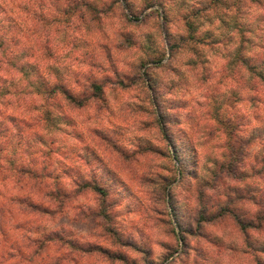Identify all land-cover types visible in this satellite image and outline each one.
I'll use <instances>...</instances> for the list:
<instances>
[{
	"label": "rangeland",
	"instance_id": "374dc122",
	"mask_svg": "<svg viewBox=\"0 0 264 264\" xmlns=\"http://www.w3.org/2000/svg\"><path fill=\"white\" fill-rule=\"evenodd\" d=\"M8 1L15 8L25 0H0V15L9 12ZM124 1L99 0L98 19L91 22L86 14L76 21L73 15L65 34L54 32V27L47 30L54 34V61L57 68L63 65L71 90L81 94L95 79L103 84L99 99L82 109L64 108L68 126L62 127L61 147L54 143L59 151L53 155L50 148L45 150L48 170L67 171L69 192L77 176L107 192L102 203L85 191L56 220L64 222L72 240L97 245L113 257L107 261L97 253L78 264H264V229L247 227L244 234L237 223L256 221L255 203L260 201L252 197L264 188V167L258 170L264 147V91L233 58L234 21L243 26L249 21L264 38V8L222 0L234 10L233 20L227 16L222 24L211 25V12L196 13L211 7L209 0H155L148 9H143L147 0ZM41 27L34 35L38 44L46 39ZM64 42L67 53L60 54ZM100 42L104 50L97 48ZM253 54L250 62L264 72V54L259 58L258 48ZM97 60L102 69H90ZM147 77L170 139L152 114ZM252 86L255 89H249ZM0 112L1 138L8 156L14 157L0 163L2 204L13 195L7 189L23 146L30 147L26 157L39 162L36 135L43 134L49 143L60 123L53 118L41 133L33 123L29 129L18 119L9 123L5 110ZM168 140L176 148L175 157ZM11 210L0 215V264H27L14 249L28 224L16 228L22 219Z\"/></svg>",
	"mask_w": 264,
	"mask_h": 264
},
{
	"label": "trees",
	"instance_id": "16d2710c",
	"mask_svg": "<svg viewBox=\"0 0 264 264\" xmlns=\"http://www.w3.org/2000/svg\"><path fill=\"white\" fill-rule=\"evenodd\" d=\"M154 1L148 2L147 0L143 9L151 8L155 5ZM244 1L264 8V0ZM20 2L13 8L12 2L8 1L9 12H2L0 15V109L5 110L4 120L9 123L18 119L21 127L27 129L33 123L41 127V133L46 129V123L53 118L60 124L56 126L54 140L51 139L49 143H46L43 134L36 135L38 138L36 142L41 145L37 149L39 162L28 159L26 154L30 147L28 144L23 146V158L12 168V185L7 189V194L11 192L13 195L5 203L0 204V215L3 212L12 211L11 207H13L14 213H17L22 219L20 223L16 224V228H22L23 224H28L27 229H22L25 235L19 236V240H17L20 243L19 247L14 249L22 263L31 264L33 261L40 260V264H78L88 255L97 253H101L107 261H111L113 257L109 252H102L97 245L89 247V245L85 246L83 243L72 240L64 231V222L57 223L56 221H59V218H62L70 210L73 202L78 200L85 191H90L93 195L100 197L99 199L103 203V198L107 195L106 190L97 182H87L77 176V181L74 182V191L69 192L64 182L67 171L58 167L50 171L44 161L48 155L45 153L46 149L50 148L48 153L53 155L57 154L58 148L61 147L59 138L63 134L62 127L68 126L67 116L63 112L64 108L73 106L74 109H82L90 100L99 99L103 94V84L97 82V79H95L96 82H90L89 88L84 89L81 94L77 93L80 90L76 88L71 90L68 87V79L65 78L67 75L62 71L64 67L61 64V68H57L51 50L52 40L50 37L54 34L47 30L54 27V32L67 33L69 27L67 23H69V17L73 15L76 21H83L86 14L89 15L88 18L91 19V22L96 21L98 19L96 4L99 0H25L24 5ZM209 2H211V7L206 5L196 12L198 14L211 12L207 23L222 24L229 17L232 18L231 15H235L232 14L235 13L234 10L229 11L222 0H209ZM162 9L163 17L166 18L167 12L164 8ZM182 19L184 20V17ZM251 24L246 21L243 26L239 19L234 21L237 46L233 51V58L239 65L245 67L246 75L250 81L256 79L264 91V72L259 69L261 66L258 67L250 62L251 58H255L254 49L258 48L259 58L264 54V38L258 37V28L250 26ZM39 26H42L43 32L45 31L46 39L38 44L34 35ZM164 35V40L169 46L168 49L171 50L172 46L167 37L168 32L166 34L165 30ZM216 44L211 38V45ZM40 46L41 51H45L44 55L39 53ZM67 46L68 43L64 42L60 48V54L67 53ZM103 46L104 44L101 42L97 44L98 49L104 50ZM105 58L106 61L109 60L107 53ZM153 61L151 62L154 63ZM100 64V61L97 60L89 67L100 70L102 69ZM154 64H160V62L157 61ZM140 66L142 67V63ZM143 73L144 76H147L146 72L143 71ZM148 79V77L144 79V82L152 105V114L158 122L162 135L167 136L164 129L165 124L162 121L163 115ZM255 87L252 86L249 89H255ZM18 102L22 103V108H19L21 104L19 106ZM2 113L0 112V115ZM2 133L0 132V163H7L10 158L14 157L8 156L7 142L2 140ZM168 142L174 149L172 154L175 157L176 148H174L172 140H168ZM54 143L58 147L56 150L53 149ZM262 149L259 161L262 167L258 169L259 171H263L261 169L264 167V147ZM258 160L259 158L256 157L255 161ZM260 192L258 197L256 194L252 197L258 198L260 201L255 203L259 207L255 216L256 221L244 224L237 220L240 230L244 234L247 232V227L255 230L264 229V188ZM249 197L251 198V196ZM48 224L51 229L46 231Z\"/></svg>",
	"mask_w": 264,
	"mask_h": 264
}]
</instances>
